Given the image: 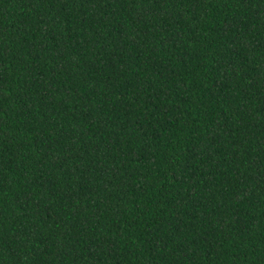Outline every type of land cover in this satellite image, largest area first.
I'll return each instance as SVG.
<instances>
[{
    "label": "trees",
    "instance_id": "1",
    "mask_svg": "<svg viewBox=\"0 0 264 264\" xmlns=\"http://www.w3.org/2000/svg\"><path fill=\"white\" fill-rule=\"evenodd\" d=\"M0 264H264V0H0Z\"/></svg>",
    "mask_w": 264,
    "mask_h": 264
}]
</instances>
